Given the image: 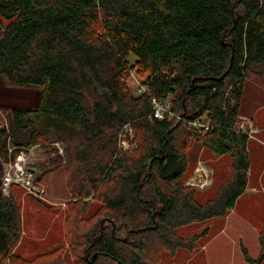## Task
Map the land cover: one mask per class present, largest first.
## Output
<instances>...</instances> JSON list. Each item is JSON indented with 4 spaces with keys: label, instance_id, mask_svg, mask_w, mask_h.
Segmentation results:
<instances>
[{
    "label": "trees",
    "instance_id": "trees-1",
    "mask_svg": "<svg viewBox=\"0 0 264 264\" xmlns=\"http://www.w3.org/2000/svg\"><path fill=\"white\" fill-rule=\"evenodd\" d=\"M0 16V80L39 92L35 107L11 109L10 134L0 127V159L9 147L66 143L73 198L102 204L83 264H152L157 246L192 248L177 229L235 208L250 170L236 124L247 78L264 76V0H0ZM133 71L147 93L128 88ZM152 99L170 103L163 120ZM205 117L208 132L189 126ZM126 126L137 148L117 153ZM193 141L230 155L235 172L204 205L181 184ZM20 212L0 189V264L19 261ZM57 255L21 264H61Z\"/></svg>",
    "mask_w": 264,
    "mask_h": 264
},
{
    "label": "rangeland",
    "instance_id": "rangeland-1",
    "mask_svg": "<svg viewBox=\"0 0 264 264\" xmlns=\"http://www.w3.org/2000/svg\"><path fill=\"white\" fill-rule=\"evenodd\" d=\"M7 24L0 16V38ZM128 61L133 66L136 59L131 57ZM145 79L146 76H139L135 71L130 73L127 85L132 94L140 96L136 89ZM38 97L37 90L8 88L0 80V127L10 134L11 109L35 107ZM240 110L236 130L249 134L247 151L252 181L261 191L256 187L250 189L236 209L228 211L222 218L177 229L176 236L187 245L196 238L192 248L168 250L157 246L152 264H264V76L250 74L247 78ZM203 119L206 121L207 118ZM135 138L134 130L126 126L118 137L116 152L132 153L137 148ZM251 143L257 144L255 147L262 143L261 152L251 155L254 150L250 148ZM30 149L29 169L36 180L41 179L39 184L44 189V200L26 195L19 188L12 189L10 196L21 210L22 234L11 256L19 259L16 264H21L57 251L61 264H83L84 235L98 219L102 204L92 197L73 198L69 188L72 166L64 141L42 139ZM188 156L189 166L181 184L193 189L196 201L204 205L213 201L220 188L234 178L232 157L216 155L194 141ZM198 168H203L202 177L197 173ZM262 176L263 183L260 181ZM200 182L204 184L200 185ZM79 203L86 204V208ZM259 259L261 261L257 263Z\"/></svg>",
    "mask_w": 264,
    "mask_h": 264
},
{
    "label": "built area",
    "instance_id": "built-area-1",
    "mask_svg": "<svg viewBox=\"0 0 264 264\" xmlns=\"http://www.w3.org/2000/svg\"><path fill=\"white\" fill-rule=\"evenodd\" d=\"M134 74V73H133ZM137 93L142 95L147 93L148 89L143 84H140ZM154 108V117L163 120L166 115L170 114V103L168 101L160 102L152 99ZM174 116V115H173ZM189 126L195 130H204L208 132L211 129V124L203 118L190 122ZM249 136L246 132H242ZM31 149L22 148L17 150L9 147V160L2 162V173L0 175V189L5 196H10L13 188L23 190L26 195H32L38 199L44 200V189L34 178V173L29 169V161L31 159ZM203 168H198L197 173L202 177ZM194 185V181L192 183ZM204 182H200L203 185Z\"/></svg>",
    "mask_w": 264,
    "mask_h": 264
},
{
    "label": "crops",
    "instance_id": "crops-1",
    "mask_svg": "<svg viewBox=\"0 0 264 264\" xmlns=\"http://www.w3.org/2000/svg\"><path fill=\"white\" fill-rule=\"evenodd\" d=\"M259 125H260L261 127H263L260 123H259ZM263 128H264V127H263ZM251 144H252V145H250V148H254V150H251V152H250L251 155H253L254 153H259V152H261V146H260V145H262V143H261V144L258 143V146H257V147H255L257 144H255V143H251ZM0 161H1V160H0ZM248 175H249V180H248V184H247L246 191H245V193L243 194V196H241V197L237 200V202H236V206H235V208H234L233 210L236 209V207H237L239 201H240L243 197H245V196L248 194V191H250V189H252V188H254V187H256V188L259 189V187L255 186L254 183H253V181H252L253 172L251 171V161H250V170H249ZM260 176H261V175H260ZM263 176H264V175H263ZM263 176H262L261 179H260L261 183H263ZM263 189H264V185H263ZM259 190H260V189H259ZM260 191H261V190H260ZM260 193L263 194L262 192H260ZM250 196L253 197L254 195L251 194Z\"/></svg>",
    "mask_w": 264,
    "mask_h": 264
}]
</instances>
